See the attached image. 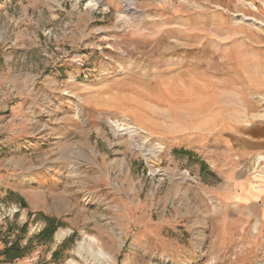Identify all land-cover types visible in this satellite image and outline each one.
<instances>
[{
	"label": "rangeland",
	"instance_id": "rangeland-1",
	"mask_svg": "<svg viewBox=\"0 0 264 264\" xmlns=\"http://www.w3.org/2000/svg\"><path fill=\"white\" fill-rule=\"evenodd\" d=\"M89 1L0 0V201L56 226L0 264H264L205 160L264 121V0Z\"/></svg>",
	"mask_w": 264,
	"mask_h": 264
},
{
	"label": "crops",
	"instance_id": "crops-1",
	"mask_svg": "<svg viewBox=\"0 0 264 264\" xmlns=\"http://www.w3.org/2000/svg\"><path fill=\"white\" fill-rule=\"evenodd\" d=\"M255 155L257 160L264 161V121L243 124L221 132L218 148L213 152L208 150V158H205L210 166L222 174L221 178L225 181V194H220L216 200L235 208V214L247 219L254 227L259 222L264 225V171L260 181L255 183L251 175ZM23 216H26V225L29 223V227L44 226L47 223L44 218L51 217L52 213L47 210L43 213L28 212L24 208Z\"/></svg>",
	"mask_w": 264,
	"mask_h": 264
},
{
	"label": "trees",
	"instance_id": "trees-1",
	"mask_svg": "<svg viewBox=\"0 0 264 264\" xmlns=\"http://www.w3.org/2000/svg\"><path fill=\"white\" fill-rule=\"evenodd\" d=\"M26 228V225H23L22 230ZM56 230V226H53L51 222H47L45 227L42 229V231L37 234V238L40 240H48ZM20 237H17L15 241H13L10 245H6L1 251L0 255H3V260L5 262H11L15 260L16 258H20L24 256L26 253L27 246H21L19 243ZM31 239H29L30 241Z\"/></svg>",
	"mask_w": 264,
	"mask_h": 264
},
{
	"label": "built area",
	"instance_id": "built-area-1",
	"mask_svg": "<svg viewBox=\"0 0 264 264\" xmlns=\"http://www.w3.org/2000/svg\"><path fill=\"white\" fill-rule=\"evenodd\" d=\"M23 208L12 202L0 201V227L5 225L7 221H12L14 219L19 220L21 223H27L26 216H23ZM35 225L32 230L36 228ZM13 236H9L8 240H11ZM11 243V242H10Z\"/></svg>",
	"mask_w": 264,
	"mask_h": 264
},
{
	"label": "bare ground",
	"instance_id": "bare-ground-1",
	"mask_svg": "<svg viewBox=\"0 0 264 264\" xmlns=\"http://www.w3.org/2000/svg\"><path fill=\"white\" fill-rule=\"evenodd\" d=\"M91 3V0L89 1ZM262 159V158H261ZM66 231L65 230H60L59 232L56 233L57 238H61L65 235Z\"/></svg>",
	"mask_w": 264,
	"mask_h": 264
}]
</instances>
